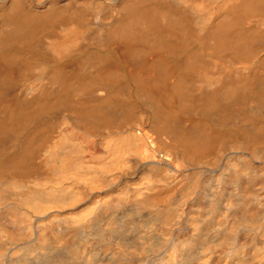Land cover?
I'll list each match as a JSON object with an SVG mask.
<instances>
[{
  "label": "bare ground",
  "instance_id": "bare-ground-1",
  "mask_svg": "<svg viewBox=\"0 0 264 264\" xmlns=\"http://www.w3.org/2000/svg\"><path fill=\"white\" fill-rule=\"evenodd\" d=\"M0 264H264V0H0Z\"/></svg>",
  "mask_w": 264,
  "mask_h": 264
}]
</instances>
